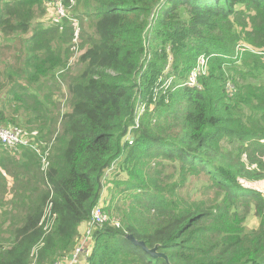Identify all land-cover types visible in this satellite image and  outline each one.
<instances>
[{"label": "trees", "instance_id": "16d2710c", "mask_svg": "<svg viewBox=\"0 0 264 264\" xmlns=\"http://www.w3.org/2000/svg\"><path fill=\"white\" fill-rule=\"evenodd\" d=\"M44 1L0 0V123L28 137L0 144V264H54L77 247L85 264H264V192L218 149L233 135L241 153L264 152V0H76L80 12L57 21L41 20ZM79 49L82 71L62 80ZM63 84L75 99L65 112ZM115 160L128 206L107 208L121 222L80 235ZM166 160L208 177L213 206L176 193Z\"/></svg>", "mask_w": 264, "mask_h": 264}, {"label": "rangeland", "instance_id": "374dc122", "mask_svg": "<svg viewBox=\"0 0 264 264\" xmlns=\"http://www.w3.org/2000/svg\"><path fill=\"white\" fill-rule=\"evenodd\" d=\"M60 1L65 12V18H63L62 20L67 19L66 16H70V17L73 16L72 12L74 14L80 12L79 7H77L76 0H70L69 3H66L65 1L63 3V0ZM44 5L46 6V13L42 16L41 20L47 21L49 20L48 18L53 17L56 19L55 21H57L58 19L56 16V0H45ZM88 20L89 19L84 18L83 21L74 20L73 22H75L78 28L81 26V23H83V25L87 27L89 22ZM82 51L83 49L82 50L79 49L78 53L73 57L67 69L60 71L58 73L59 78L64 76L62 80L67 81L68 79L72 78L73 76H75L76 74L82 71L84 65L81 64L78 58V55ZM200 64L203 65L202 61L200 62ZM262 78L263 75L260 74L258 80ZM249 81L255 82L256 84L260 83V81L253 79H249ZM231 88H232V83L231 81H229L226 91L228 96L231 95V90H232ZM58 98L60 100L61 112L69 111L75 101L72 93L70 92L68 87L64 84L62 85L61 93L59 94ZM146 104H149V102H144L143 110H147L149 108V105ZM243 110L245 111L246 108H243ZM1 125L5 127L9 126V125H4L3 123ZM9 128H14V127H9ZM26 132L27 131L24 128L19 127V137L22 140V145L27 143L28 141ZM244 143H248V142L238 140L233 135H225V137L220 140V144L218 148L220 150L219 153L229 164L233 165L238 170L243 169L242 171H249V173L256 178L255 180H248L247 178H245V175L244 177L239 176L241 177L243 182L250 183V185L259 188L264 192V152L263 154L256 156H252L250 151H245L241 153V149ZM117 163L118 160H115L110 165V167L105 169L106 171L102 176L103 185H102L100 197L92 210V214H96V215L102 214L105 219L104 221H107L110 215L109 209L107 208L108 206H117V207L128 206L125 200V197L128 196H125V194H123L119 189H116L113 183L114 180H125L127 178L126 173L122 171L120 168H118ZM165 172L166 175L169 174L170 177L175 180L172 183L175 184L176 193H179V195H181L185 200L189 202H194L195 204H199L201 206L212 207L214 201H216L219 198V196L215 193L216 188L210 185L209 182H207L203 188L205 179L209 181L208 177H205L204 175L200 177L191 176V175L186 176L182 172H180L179 165H175L174 163L167 160H166ZM143 193L146 198L150 196V193L148 191H145ZM128 194L130 196H134L137 194V192L134 189H131ZM146 202L147 201L145 199L141 200L140 207H145ZM140 207L137 210H139L140 212L139 215L141 220L143 222L148 221L151 214H146L144 210L140 209ZM52 208H53V204L50 196L49 201L44 207V213L49 212V216H50L49 227H51V224L53 223L56 217V213L52 210ZM112 211L114 212L115 209H112ZM153 219L154 218L152 217L150 223H152ZM118 221L121 222V213L114 216V218L112 219L109 217L108 220V222H110L111 224H118L119 223ZM258 221H259L258 215L256 214V212H254L252 207L251 209H249V212L246 215V218L244 220V226L247 228H254L257 226ZM127 224L130 225V223L128 222H125V224L123 225H127ZM89 229L90 227L87 224L83 223L79 229L80 235H83V233L89 231ZM89 250L90 248L87 249L88 252Z\"/></svg>", "mask_w": 264, "mask_h": 264}, {"label": "built area", "instance_id": "2783aa9c", "mask_svg": "<svg viewBox=\"0 0 264 264\" xmlns=\"http://www.w3.org/2000/svg\"><path fill=\"white\" fill-rule=\"evenodd\" d=\"M56 16L57 19L60 20L61 18L65 17V12L63 9V6L61 4L60 0H56ZM237 49L240 50V46H237ZM202 63H203V59H202ZM190 82H194L195 80V74L192 73L191 77H190ZM149 105V104H146ZM144 106V105H143ZM139 113H143V107L141 110H138ZM137 118V120H136ZM135 121H138V115L135 116ZM138 125L137 122H135V127ZM9 127H14V128H9ZM15 126H2L0 123V144H4V145H8V146H16V145H20L22 144V140L19 137V128ZM94 208V206H93ZM91 209V217L88 220V225L89 227H93L94 225H99L102 224V222H104V216L102 214L96 215V214H92V210ZM45 217L47 219V223L45 224V226H49L50 225V216H49V212H45ZM44 226V227H45ZM88 232V231H87ZM80 247H77L74 251V253L71 254V256H69L68 258H66L65 260H58L55 261L54 264H75L78 263V259H77V255L79 253Z\"/></svg>", "mask_w": 264, "mask_h": 264}, {"label": "water", "instance_id": "95a60500", "mask_svg": "<svg viewBox=\"0 0 264 264\" xmlns=\"http://www.w3.org/2000/svg\"><path fill=\"white\" fill-rule=\"evenodd\" d=\"M126 237L135 245L140 246L144 251L150 254L153 257H164L165 255L157 252V245H154L152 248H147L143 241L137 240L131 234H127Z\"/></svg>", "mask_w": 264, "mask_h": 264}, {"label": "crops", "instance_id": "0c3cea01", "mask_svg": "<svg viewBox=\"0 0 264 264\" xmlns=\"http://www.w3.org/2000/svg\"><path fill=\"white\" fill-rule=\"evenodd\" d=\"M82 225V224H81ZM81 225L79 226V229H80V227H81ZM87 252V251H86ZM85 252V253H86ZM84 254V253H83ZM83 254L82 255H80L79 257L77 256V259H78V263H75V264H85V261H84V256H83Z\"/></svg>", "mask_w": 264, "mask_h": 264}]
</instances>
